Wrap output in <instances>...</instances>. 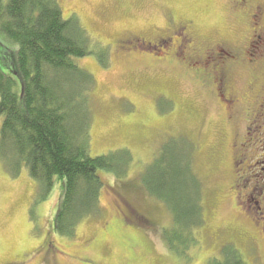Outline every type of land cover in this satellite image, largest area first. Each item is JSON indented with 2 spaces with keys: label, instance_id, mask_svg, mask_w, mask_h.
I'll return each mask as SVG.
<instances>
[{
  "label": "rangeland",
  "instance_id": "rangeland-1",
  "mask_svg": "<svg viewBox=\"0 0 264 264\" xmlns=\"http://www.w3.org/2000/svg\"><path fill=\"white\" fill-rule=\"evenodd\" d=\"M58 1L64 18L78 17L111 59L107 68L95 54L77 60L95 77L90 155L127 149L131 162L123 178L99 171L102 213L84 218L75 236L65 237L55 230L63 182L55 179L45 195L25 167L14 176L0 161V264H216L224 262L228 245L245 264H264V239L253 224L261 215L253 217L245 199L235 198L254 191L264 202V164L257 165L264 154L258 144L264 60L252 65L243 53L252 54L257 40L252 11L240 9V0ZM250 2L264 9V0ZM260 27L264 31V17ZM182 29L192 38L186 54L204 61L191 67L208 71L201 82L182 64L187 55L174 51ZM218 45L233 62L220 54L206 59L207 46ZM167 144L189 154L203 182L205 220L185 229L197 243L182 255L163 239L173 213L145 188L149 168Z\"/></svg>",
  "mask_w": 264,
  "mask_h": 264
},
{
  "label": "trees",
  "instance_id": "trees-1",
  "mask_svg": "<svg viewBox=\"0 0 264 264\" xmlns=\"http://www.w3.org/2000/svg\"><path fill=\"white\" fill-rule=\"evenodd\" d=\"M94 54L103 67L111 64L107 48L93 42L78 17L65 19L58 0H0V161L14 176L25 167L45 195L55 179L63 182L55 230L65 237L102 213L99 171L123 178L131 162L127 149L90 155L95 77L77 60ZM171 146L149 168L145 188L173 213L163 239L182 255L197 243L185 229L205 220L203 182L189 154ZM224 257L216 264H244L232 245Z\"/></svg>",
  "mask_w": 264,
  "mask_h": 264
},
{
  "label": "flooded vegetation",
  "instance_id": "flooded-vegetation-1",
  "mask_svg": "<svg viewBox=\"0 0 264 264\" xmlns=\"http://www.w3.org/2000/svg\"><path fill=\"white\" fill-rule=\"evenodd\" d=\"M237 5L242 10L248 9L249 11L250 10L252 11V17H251L252 22L251 23H253V28H254L253 32H257V34H258L257 35V40H253L252 41L253 42L252 45H251L252 54L249 52V50H245L243 53H244L245 59L248 60L249 64H252V65L253 64H257L258 63L257 60H261V61L264 60V37H263L264 31L261 29V27L258 28V26L260 25V23H261V21H262V19L264 17V9H263V7L261 5L255 6V5L251 4L250 0H240ZM260 32H261V34H260ZM176 35L179 38V43H174L175 44L174 51L176 53L180 52L181 54H183V53L184 54H186V53L188 54L189 51L193 48V47H190L191 43H192V38L189 36V33L188 34L185 33V29H182L180 32H176ZM259 44H260V47H259ZM207 47H208V49L205 52V56H206V59H208L210 62L212 60H214V59H221V57L218 54L224 56L225 58L229 57V59L232 57L230 55L231 53L229 51H227L225 49V47H223L221 45H218V46L213 47L211 49H210V46H207ZM258 47H259V49H258ZM257 49H258L257 57H254L255 54H256V50ZM182 60L185 61V62H182L183 65L185 63H187L190 67H191V63H193V62L204 63L202 58H198L197 60H194L190 55H187ZM228 62H233V61H231V59H230V61H228ZM234 64H237V63L234 62ZM260 64H261V62H260ZM225 65H224V67H225ZM213 66H214L213 69H215V68L217 69V64H214ZM191 68H192L193 71L190 73V75L195 77V79L198 80L199 82H201V74H205V73L208 72L206 69L195 68L193 65H192ZM217 71H218V69H217ZM220 72H221V70L218 71V74L221 77V82H223V78L222 77H225V76L221 75ZM207 77L209 78L210 75H207ZM234 102L235 101L233 100V103ZM228 105H230V104H228ZM250 130H251V128L249 129V131ZM251 132L252 131L249 132L250 136L252 135ZM258 144H260L261 149H262V153H264V135L258 141ZM259 158H261V161L260 162L257 161V165L264 164V154H260ZM240 162H242V161H240ZM261 175L264 176V167L261 168ZM238 196H240L241 198L245 199V203L247 205H249V211L253 212V214H252L253 217H254V215H257V214L261 215L260 219L256 218L257 222L254 221V219H253V224H256L258 227H255V228H258V230L261 231L258 234L260 236V239L261 240L264 239V206H262L264 204V202L262 204H260V201H257L255 199L254 191L253 192H249L246 195L238 193V195L235 197L236 200H238L240 198ZM236 204H237V201H236ZM260 220L262 221L261 223L259 222ZM255 249H257V248H255Z\"/></svg>",
  "mask_w": 264,
  "mask_h": 264
}]
</instances>
